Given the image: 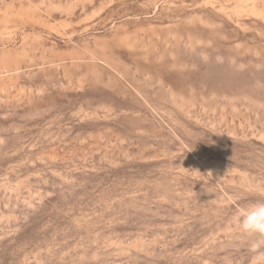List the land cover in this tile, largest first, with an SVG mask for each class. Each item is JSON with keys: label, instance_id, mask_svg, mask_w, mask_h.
I'll return each instance as SVG.
<instances>
[{"label": "rangeland", "instance_id": "obj_1", "mask_svg": "<svg viewBox=\"0 0 264 264\" xmlns=\"http://www.w3.org/2000/svg\"><path fill=\"white\" fill-rule=\"evenodd\" d=\"M264 0H0V264H264Z\"/></svg>", "mask_w": 264, "mask_h": 264}, {"label": "clouds", "instance_id": "obj_2", "mask_svg": "<svg viewBox=\"0 0 264 264\" xmlns=\"http://www.w3.org/2000/svg\"><path fill=\"white\" fill-rule=\"evenodd\" d=\"M237 219L244 234L257 237L250 241V250L257 251L264 247V201L237 209Z\"/></svg>", "mask_w": 264, "mask_h": 264}]
</instances>
